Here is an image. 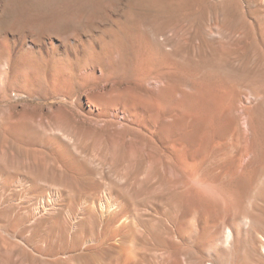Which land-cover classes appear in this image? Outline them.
<instances>
[{"label":"rangeland","instance_id":"rangeland-1","mask_svg":"<svg viewBox=\"0 0 264 264\" xmlns=\"http://www.w3.org/2000/svg\"><path fill=\"white\" fill-rule=\"evenodd\" d=\"M20 11L26 21L7 28L9 14ZM109 43L121 76L106 88L120 81L139 97L125 110L98 112L88 101L92 91L80 65ZM99 71L97 66L96 76ZM97 116L117 121L119 131L126 125L134 132L127 139L134 153L131 195L122 196L136 223L150 229L144 236L151 251L172 229L180 264L202 262L199 258L256 264L253 249L264 261V0H0V149L17 162L52 170L54 177L47 176L26 198L14 188L0 193V211L8 219L7 230L0 226L1 247L20 241L8 235L14 223L34 226L43 239L52 226L47 241L67 242L73 233L63 232L66 211L83 221L80 208L98 203L113 185L123 186L116 168L90 155L92 128L104 125ZM54 126L76 130L81 140L70 144ZM60 147L66 152H58ZM75 169L83 173H72ZM57 180L74 198L62 196L61 212L29 222L37 202L51 204ZM103 212L98 208L99 220ZM14 213L19 222L12 220ZM227 225L238 228L236 242L222 246L212 235ZM215 246L226 252L224 259Z\"/></svg>","mask_w":264,"mask_h":264},{"label":"bare ground","instance_id":"bare-ground-1","mask_svg":"<svg viewBox=\"0 0 264 264\" xmlns=\"http://www.w3.org/2000/svg\"><path fill=\"white\" fill-rule=\"evenodd\" d=\"M16 6L14 8L17 9L18 7H16ZM12 9H13V7H12ZM12 9L10 11H14ZM22 11L18 12V14H20V15H17V16H16V12H14L16 17L13 16V12L11 13L12 15L9 14V16H10L9 21L4 23L6 25V27L7 26L10 27V25H9L10 23L14 24V26L15 25L18 26L19 24H17V22L26 18L25 16H23V14H21ZM25 11H27V10H25ZM11 16H13V17L11 18ZM28 16H29V14H28ZM33 16H34V14H33ZM36 17H35V19H36ZM33 18H31V19H33ZM25 21H26V19H25ZM22 22H23V20H22ZM36 26L34 24V28ZM9 27H7V28H9ZM36 30H37V27H36ZM118 43H120V42H118ZM113 44L116 47V42L113 41ZM111 45H112V43L111 44L109 43V47L112 48V50L108 46H107L108 47L107 50H105L106 47L104 46L105 48L102 50V52L96 53V54L93 53V55H95V56L89 55L90 58L87 59L86 61L82 62L80 65L81 70H82L81 75H83V77L85 78V82L88 84L87 86L92 91V93L89 94V96H88V101L92 102V104L95 106V108L97 109L98 112H100V110L103 112V110H109V109H111V110L112 109H123V110H125L128 108V104H130V102L134 101V99H137V97H139V96L134 95L133 88L129 84H128L129 86H124V85L118 83L120 81H118V82L115 81V84H113V85L111 84L110 88H108V87H107L108 89L106 88L107 83H110L111 79H112V81H114L113 80L114 77L120 75V74L118 75L116 72V69L117 70L119 69L118 68L119 65L117 66V62H115V58L113 56V54H114L113 52L115 51L114 45H112V47H111ZM121 47L123 48L124 46L121 45ZM152 47H153V45H152ZM157 47H159V46H157ZM122 48H121V50H122ZM117 49L118 48L116 47V50ZM121 50H119V51H121ZM121 52H124V50ZM117 53H119V52H117ZM153 55H154V53H153ZM160 55H162V54L158 52L157 55H154V56H157L160 59V57H161ZM146 58L148 61L149 57L147 56ZM122 59H124V56H122ZM142 59H144V58H142ZM150 59H152V58H150ZM153 62H155V61H153ZM157 62H155V63H157ZM8 63H9V59L6 58L3 60V64L5 66H7ZM148 63H149V61H148ZM147 65L149 66V64H147ZM97 66H100V71H99L100 76H96ZM132 67H134V66H132ZM148 69H150V68H148ZM122 70H124V69H122ZM58 73H60V72H58ZM115 73H116V75H115ZM154 74H156V73H154ZM74 76L75 75H73V77ZM76 78L77 77L75 76V81H76ZM115 80H117V79L115 78ZM111 118H113V117L111 116ZM98 119L102 120L104 122V125H103V128H100L98 130H96V128L95 129L92 128V132L95 133L94 135H96V137L94 139L93 146L91 145L93 147V150H92L93 154H90V155L94 158H96V157L98 158V156H102L103 157L102 164L104 166H107L109 168H116V171H115L116 172V180L119 182V184L124 183V184H122L123 186H119V184H118L119 187H114L115 185H113L112 189L114 191L111 193V190H108V191L106 190L107 192L103 193V197L102 198L100 197V199L98 200V203H96L95 201H94L95 203L91 201V203H93V204H91L92 205L91 207H87V208L84 207L85 209L80 208L79 212H82L81 214L83 216H85L83 218V221H79L80 220L79 217L74 216L73 214H70L69 210H67L65 213L64 222H62L63 224L65 223V225L63 226V228H64L63 232L68 229V230L72 231V233H73V237L70 236L72 239H70V237H69L70 240L68 239L67 242H60L61 241V239H60L59 242L57 241L58 243L56 242V244L55 243L52 244V243H50L52 241V238H51L50 242H48L49 240L47 241V239H49V234H48L49 230L54 228L52 226L51 227L49 226L50 228H47L48 227L47 226L46 227L47 229L40 227V231H41V228H43V230L44 229L46 230V234L48 235V238H46L47 237V235H46V237L43 239L42 237L39 238L41 234L37 235V233H36L37 228H34V226L33 227L29 226L27 228L24 226H19V225H17V223L16 224L14 223L15 227H12L13 231H11V234H8V235L11 236L10 238H12V239L17 237L16 235H18L20 238V241L19 242L15 241V242H11V243L8 241H7L8 243L3 242L5 247L0 246V264H180V261L178 259V256H179V254H178L179 248L177 247L178 244H176L177 242L175 243V238L173 237L174 233L170 232L172 229H170V231H168V235H167V237L169 236L168 240H166L167 238H165L164 241L162 240L163 241L162 245H161V243L160 244L157 243L158 245H156V248L153 249L155 251H151L152 249H150L148 247V244H147L148 243L147 237L150 236L149 234L147 236V233L149 232L150 229L148 228L149 230H147L145 228V226H144L145 223L140 224V225L138 224L139 222L136 223L137 220L135 221L134 217L131 215L132 209L130 206V201L127 199H124L122 196L123 193H124L123 195H128V196L131 195L130 194V191H131L130 175H131V170L133 167L132 158H133L134 153H133V146L129 142H127V139L129 138V136L133 137L134 132L132 131L131 127H128L126 125H125L123 130L119 131L116 128V122L117 121L115 122V120H113V119L110 120V119H107L106 117H101V119H100L99 116H97V118H95V121H98ZM52 129H53L54 133L61 134L62 137L65 140L69 141L70 144L71 143L75 144V142L81 140V137L76 133L77 132L76 130H75L76 131L75 132L71 129H68V128H65L62 126H54V128H52ZM118 146H120V148H121V151H122L121 153H118V150H117ZM77 148L78 147L73 145V149L75 150V152L79 153V150ZM66 149L67 148H61L60 147V148H58L57 151L62 154L64 152H66ZM61 154H54L53 156L58 158V155H61ZM15 157L16 156H14V154H12V153L10 154L6 150L0 149V193L1 194L5 193L7 191H10L14 188V190H19L21 192L23 191L22 192L24 194L23 198H26L25 197L26 193L30 192V191L31 192L34 191L36 189V187L38 186V184H41L40 182H42V180L44 181V179L47 176L54 178L52 175V173H53L52 170H40L37 168V166L35 164H30L28 162L27 163L17 162V161H15L17 157L16 158ZM63 159H65V157L60 158L59 160L63 161ZM57 161H58V159L55 160V162H57ZM118 165L120 166V168L117 169ZM76 166H78V165H76ZM71 172L72 173L77 172L79 175L83 173V171H81L79 169H75V171H71ZM114 178H115V174H114ZM52 187L53 188H52L51 193H50L51 204L46 205V204H42V203L37 202L35 204V206L30 209L32 217L30 216L31 218H30V220H28L29 222L37 223L36 222L37 219H42V218L46 217L44 215L50 216L51 214H53L55 212H61L59 210H62V209L58 208V206H61V205H58L57 201L59 199H61L62 196H64V200H67V201L73 199L75 196L74 193L72 192V190L70 189V187H68L67 184L62 183L59 180H57V182H55V184H53ZM114 193H116L117 195L116 196L113 195ZM66 204H67L66 206H68V203H66ZM62 207H65V206L62 205ZM98 208H102V210L104 211L103 213H105V215H106L104 219L102 218V220L101 219L99 220L97 218L96 213L98 211ZM103 213H102V216H103ZM4 214H5L4 212L0 211V226L5 229V227H7L6 225H8L7 224L8 219H7V217H6L7 220L3 219ZM14 216H15V213H14ZM57 216H58V214H57ZM12 220L14 222L20 221L19 216L18 217L15 216V218L13 217ZM233 221H234V219H233ZM98 223H100V224L98 225ZM230 224H229V226H230ZM53 225H54V223H53ZM60 225H57V226H60ZM149 225L146 227H149ZM229 226L227 228H223L225 230H222L221 228L215 229V230H217L216 233L213 234V232H212L213 235L211 234L212 236H214L216 242L219 241L220 242L219 244H222V246H224V245L227 246L230 243H232L233 241H234L233 244L235 245V242H236L235 236H236V232L238 231V228H235L232 225H231V227H229ZM238 226H240V225H238ZM19 227H20V229H19ZM3 228H1V229H3ZM5 230H7V229H5ZM143 230H146V231H143ZM56 231L57 230H55V232ZM52 232H54V231L52 230ZM59 234L61 235V233H59ZM56 235H58V234H56ZM144 235L147 237H145ZM153 236L155 237V235H153ZM209 237H210V234H209ZM59 238L57 240H59ZM161 239H163V238H161ZM211 239H213V237ZM15 240H17V239H15ZM63 240H64V238H63ZM209 240H210V238H209ZM211 241H209V242H211ZM136 243L142 245L141 249H139L137 251L135 250ZM211 244H213V243H211ZM234 245H232V246H234ZM261 246L264 249V243ZM215 247H216V251H217V246H215ZM51 248H52L51 252H53V253H50V252L48 253L47 251L51 250ZM220 248L221 247L219 246L218 250H221V252L217 251V253L216 252L215 253H216V255L218 254V252L221 253L219 255V257L221 259H224L227 256V254L225 251H223V249H220ZM212 249H215V248L213 247ZM159 251L161 252V254L158 257V255L156 256V253ZM253 251L255 252V255L253 254L255 263L256 264H264V261L262 259H260L258 256H256L257 255L256 249H253ZM151 252L153 253V256L155 255L154 259H152L150 257L152 254ZM41 256H44V257H41ZM199 259H201L202 262L200 260L199 261L196 260L194 262V264H211V263H207V262L205 263L202 258H199ZM223 261H225V259ZM223 261L221 262V264H229L228 262H223ZM236 263H238V262H236ZM243 263H244V261H243Z\"/></svg>","mask_w":264,"mask_h":264}]
</instances>
